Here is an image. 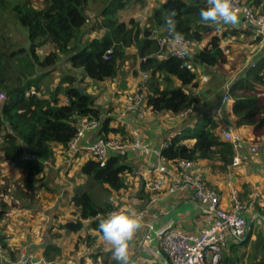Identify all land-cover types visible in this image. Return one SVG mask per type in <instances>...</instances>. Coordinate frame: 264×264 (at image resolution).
Here are the masks:
<instances>
[{"label": "trees", "instance_id": "trees-1", "mask_svg": "<svg viewBox=\"0 0 264 264\" xmlns=\"http://www.w3.org/2000/svg\"><path fill=\"white\" fill-rule=\"evenodd\" d=\"M208 1L157 0L150 5V0H42L37 5L31 0H0V92L6 97L0 105V163L8 162L20 169L28 186L38 183L48 177L56 153L60 151L65 156L69 142L77 134L78 120L83 117L100 122L99 138L118 136L131 141L126 138V128L115 126L114 118L103 115L96 97L83 86L88 79L98 83L115 79L119 60L128 56L139 64L143 74H149L140 89L145 91L152 112L178 115L185 109L191 110L182 118L183 127L167 139L169 147L162 151L163 159L172 164L190 160L197 164L215 161L218 166L229 165L234 148L218 133L221 116L227 115L226 108L207 115L210 107L217 109L222 100L202 102L199 78L193 68L196 64L222 69L227 63L218 26L210 25L214 15ZM243 1L260 7L262 0ZM133 4L149 11L146 23L134 14L122 15ZM10 24L27 30V46L13 43L8 35ZM158 31L183 36L199 44V50L189 52L184 59L165 57L156 40ZM229 31L231 35H251ZM259 41L257 38L253 42ZM45 46L49 50L41 55L38 50ZM131 49L136 54L130 53ZM108 50L112 52L105 58ZM63 64H69L68 71L63 70ZM60 70L63 71L55 89L35 80L39 73L52 75ZM31 88L35 93H31ZM228 90L233 98L230 115L237 118L240 126L253 128L257 137L264 135V49ZM84 158L78 174L90 178L98 192L83 191L71 197L73 218L66 220L63 228L79 235L91 229L96 233L95 239L111 238L113 230L94 218L121 207L112 196L129 190L128 174L133 168L127 163L126 154L116 153L105 162L90 156ZM40 176L42 179L38 180ZM102 192L107 200L102 199ZM6 209V204L1 203L0 221ZM87 220L91 222L85 223ZM263 238L261 232L256 242ZM3 239L0 235L2 244ZM51 250L54 252L55 248ZM262 252L259 264H264V246ZM45 254L49 263L55 262V256ZM123 260L115 256L103 263L119 264Z\"/></svg>", "mask_w": 264, "mask_h": 264}, {"label": "built area", "instance_id": "built-area-1", "mask_svg": "<svg viewBox=\"0 0 264 264\" xmlns=\"http://www.w3.org/2000/svg\"><path fill=\"white\" fill-rule=\"evenodd\" d=\"M208 7L214 15L211 26L231 25L238 32H250L253 39L259 38V44H264V11L246 4L243 0H209ZM156 40L159 51L164 52L165 57L186 58L190 49L196 44L183 36L157 35ZM165 50V51H164ZM112 51L108 50L105 58ZM148 75L144 74L147 79ZM31 93L35 89L31 88ZM145 91L138 89L125 97L122 114H135L144 116L147 113V99ZM5 95H0V101L5 100ZM232 97L227 91L222 97V106L228 104ZM190 109H185L178 114L186 117ZM100 122L86 117L80 118L77 124V134L69 142L65 151V162L76 160L78 156L92 157L99 161H107L116 153L125 154L129 151L137 153L144 158L154 155L158 162L143 172L145 187L152 192L173 194L187 191L192 194L199 203L209 225L197 233H191L169 223L154 232V236H144L141 249L150 253L151 245H157L169 259V264H223L222 259L233 237L242 240L247 232L246 213L257 206H264V193H255L248 200L239 196V190L231 187L230 206L222 204L220 194L210 187L204 177L203 168L194 161L182 160L177 164L165 161L162 151L169 147V142L163 143L161 149L151 146L148 142L137 137L124 140L121 137L97 138L89 144H82V139L87 131L98 130ZM218 133L222 139L230 143L235 151L231 165L238 167L245 160V153L255 154L259 151L257 145H250L244 136L236 130L232 123L223 121L218 127ZM170 163V165H168ZM50 165V163H47ZM155 199V198H154ZM153 199V200H154ZM152 200V201H153ZM141 214H134L126 209L118 208L98 215L94 219H100L102 224L109 229H118L132 218H138ZM91 222L90 220L85 221ZM7 263V253L0 242V264ZM15 264H47L43 255L23 253Z\"/></svg>", "mask_w": 264, "mask_h": 264}, {"label": "crops", "instance_id": "crops-1", "mask_svg": "<svg viewBox=\"0 0 264 264\" xmlns=\"http://www.w3.org/2000/svg\"><path fill=\"white\" fill-rule=\"evenodd\" d=\"M257 8L260 9V7ZM223 26V28L219 29L221 32H219V30H217V32L222 38V46L225 45L223 46V49L227 55V62L229 61L230 57V53H228V49H230V43L235 42L236 45H243L242 54L244 60H241L243 65L240 68H237L235 72L236 74L233 76L234 78L232 77L229 82H227L229 85H225V87L229 88L233 84L235 77L240 75L244 69L251 66V64L255 62L258 54H260V51H256L249 56V53L247 52L253 51L251 48L254 44L258 45L257 48H259V45L261 44H259V42L254 43L253 37L251 38V35L248 33L242 35H231L229 30L233 29L232 26ZM199 47L200 45L198 44V47H195V50L191 49V51L196 52L199 50ZM194 65L196 66V64ZM137 67L139 68L138 64ZM120 82H117L116 84L115 79L99 82V84H104V86L106 85L110 88L105 90V100L97 97L96 104L98 107L103 106V104L110 105V109L108 111H104L105 109L103 110V112H105L103 115L114 118L113 124L115 126L125 127L128 135H126V138L129 137L132 140L135 137L134 135L137 134V137L144 140L145 142H148L151 146L161 149L163 143L168 141L167 139L170 138V136L175 133V131L183 127L184 123L182 118L171 113H155L151 110H148L144 116H138L129 113L123 115L122 112L119 113L117 111L118 109L116 104L113 105L111 101H108V99L111 97L113 89L121 91L120 87L122 84ZM140 84L141 83H137L136 85L138 86ZM201 92L202 91H200V93ZM224 92L226 93L227 91ZM122 94L123 92H119L118 96H123ZM202 97V102L207 104V102H205L206 98L204 96ZM220 97L221 96H219L217 99L211 100L209 103L214 101L220 102V99L222 100V97ZM120 99L122 98L120 97ZM118 104V108H120L121 103L119 102ZM221 105L222 102L217 109L210 107L211 110L209 112H212V115H215L216 113L224 111V108ZM226 112V116H221L222 121L220 124L223 121L232 123L231 120L233 117L230 115L231 107L229 109L226 108ZM248 131V135L246 134L245 136L249 140L247 143L250 145H257L259 147V151L255 154L245 153V160L242 165L234 167L231 165L232 161L229 165L223 167L218 166V163L215 161H203L199 163V165L203 168L204 177L207 184L219 192L221 202L226 207L230 206L231 204V187L228 185L229 181L232 182V186L234 188L239 190V196L243 200H248L257 192L264 193V136L257 137L249 128ZM97 138H99L97 130L87 131L82 139V144H89ZM125 154L127 163L133 168L132 173L128 174V181L130 182L131 186L129 190L122 191L117 196H115V199L119 198V201L122 202V206L120 208L126 209L134 214H141V216L139 219L132 218L121 226L122 229L120 233L126 243L122 249L117 251V257L120 260L124 259L119 264H169L168 257L159 250L157 245L154 244L150 246L152 250L150 253L141 249L140 244L144 236H154L156 229L161 228L162 226L169 223L188 232L197 233L200 230L206 228L209 225V221L202 212L199 203L194 199L190 192L183 191L167 194L166 191L152 192L145 187L146 180L143 177V172L158 162L154 155L150 154L147 157L142 158L137 153L132 151H129ZM63 158L64 157L60 155V151H58L56 153L55 163L58 164V162L62 161ZM84 159L85 158L82 156L77 157V160H80V166L84 162ZM168 165H170V163ZM50 171H53V167ZM59 191H61V189ZM60 201L61 200H59V204ZM72 211L73 209L71 212ZM258 213L261 215L264 213V206H257L255 209L246 213L245 216L247 222L254 218L250 234L246 239L242 240H238L233 237L229 238V243L222 259L223 264L260 263L263 258L261 247H257L258 249L256 256L251 255L253 249H255L258 235L262 232V235L264 236V221L260 218V216L256 215ZM92 232L96 234L94 231ZM2 242L7 253L6 264H15L19 260L20 256L26 252L35 256H44V249L35 248L33 250L31 247L29 249L28 245L23 246V248H19V244L10 238H4ZM46 263L57 264L56 261L51 263L46 261Z\"/></svg>", "mask_w": 264, "mask_h": 264}, {"label": "rangeland", "instance_id": "rangeland-1", "mask_svg": "<svg viewBox=\"0 0 264 264\" xmlns=\"http://www.w3.org/2000/svg\"><path fill=\"white\" fill-rule=\"evenodd\" d=\"M31 1L39 5L42 0ZM155 2H157V0H150V5ZM262 9H264V0L261 1L259 10L261 11ZM148 12L146 7L142 8V6L133 4L128 7L126 11H123L122 15L134 14L136 17H142L141 19L144 21L147 18ZM223 27L224 26H219L217 30ZM219 32H221V30H219ZM8 33L14 44L20 46L28 45L27 30L23 27L20 28L16 26V24H10ZM157 35L164 34L158 31L155 33V36ZM229 46V61L222 69L214 67L206 69L193 64V68L197 72L199 78V89L202 91L201 95L206 98L205 102L207 103L213 99L219 98V96L222 97L225 93L224 91H228V87H225V85H229L227 82L236 74L237 68L243 65V63H241V60H244L242 54L243 45H236L235 42H231ZM195 47H198V44H195L191 49ZM257 47L258 45L254 44L251 48L253 51L247 52L249 53L248 55L250 56L256 51L263 50L264 44L259 45V48ZM191 49L190 52H193ZM48 50V46H45L40 48L38 52L42 55ZM130 51V53L136 54L134 49ZM127 57H123L119 60L118 73L115 77L116 84L121 81L120 83L122 86L120 87L118 85L121 91L113 89L111 97L108 99L113 105L116 104L119 113L123 112L125 97L135 92V90L140 89V85L144 84V80H147L149 77L148 76L147 79L144 78V74L139 70L136 63L133 62V59ZM132 57L135 58V56ZM136 58H138V56ZM63 68L64 71H68L69 65L63 64ZM63 70L52 75L48 74L43 76L39 73L35 80L38 79L40 85L45 83V85L47 84L55 89L57 86L56 80L59 79L58 77L61 76ZM137 83L141 84L137 86ZM83 86L88 87V92H90V94L103 100H105V90L110 88L106 85L104 86V84H99L95 81L91 82L90 80H85ZM119 92H123V96H120L122 99L118 96ZM1 94H4V92H0V95ZM119 102L121 103L120 108H118ZM232 102L233 98L228 104L221 106L229 109ZM1 103L0 101V105ZM99 107L102 108V110L105 109L104 111L110 109V105L107 104H103V106ZM148 110L150 109L148 108ZM104 113L105 112H103V114ZM207 115L212 116V112L207 113ZM232 117L231 121L233 126L244 136L246 142H248L249 140L245 136L249 133L248 128L254 133L253 128L240 126L237 122V118L234 116ZM220 121H222V118ZM65 160L64 156L62 161L58 162V164H53L54 172L50 171L48 177L46 176L44 179H42L41 176L38 177V180H42L31 186H28V184L24 182L25 174L22 173L20 169L8 162L0 163V204L4 202L7 206L3 219L0 221V235L4 238L13 239L19 244V248L28 245L29 249L30 247L33 250L35 248L44 249L45 261H47V255L45 254L47 252L55 256L57 264H104V259L114 258L118 255L117 251L125 246L126 242L120 233L122 228L114 229V235L111 238L98 236L97 239L94 238V233L91 229H85L79 235L67 232L63 228L65 221L73 218L71 210L74 208L71 203V197L83 191H89L92 192V194L98 192L93 188L90 178L84 176L82 173L81 175L78 174L81 164L80 160H77V158L76 160L68 162H65ZM4 189L6 190L5 192L3 191ZM60 189L61 191H59ZM101 196L103 200H107V195L105 193L102 192ZM112 198L115 204L120 203L122 206V202L119 201V198L115 199V195L114 197L112 196ZM59 200H61L60 204ZM90 232H92V235L90 240H87L90 243L87 244L85 237H87ZM257 245L259 248H262V246H264V238L256 242L255 249H253L251 253L253 256L257 254ZM52 247L55 248L54 252L51 250Z\"/></svg>", "mask_w": 264, "mask_h": 264}, {"label": "water", "instance_id": "water-1", "mask_svg": "<svg viewBox=\"0 0 264 264\" xmlns=\"http://www.w3.org/2000/svg\"><path fill=\"white\" fill-rule=\"evenodd\" d=\"M256 215L260 216V218L263 219V221H264V216H262L260 213H258ZM253 221H254V218H252L251 220L248 221V223H247V232H246V236H245L244 239H246L249 236L250 231H251V227L253 225ZM263 230H264V223H263Z\"/></svg>", "mask_w": 264, "mask_h": 264}]
</instances>
